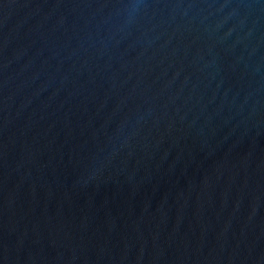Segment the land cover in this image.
<instances>
[{
  "label": "water",
  "instance_id": "water-1",
  "mask_svg": "<svg viewBox=\"0 0 264 264\" xmlns=\"http://www.w3.org/2000/svg\"><path fill=\"white\" fill-rule=\"evenodd\" d=\"M0 264H264V0H0Z\"/></svg>",
  "mask_w": 264,
  "mask_h": 264
}]
</instances>
